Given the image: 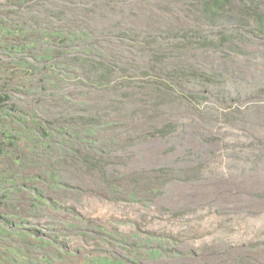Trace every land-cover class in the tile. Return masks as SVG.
I'll list each match as a JSON object with an SVG mask.
<instances>
[{
	"label": "rangeland",
	"instance_id": "374dc122",
	"mask_svg": "<svg viewBox=\"0 0 264 264\" xmlns=\"http://www.w3.org/2000/svg\"><path fill=\"white\" fill-rule=\"evenodd\" d=\"M200 1L0 0V25L11 30L32 7L52 6L79 9L68 24L83 27L65 31L66 49L40 44L28 54L16 46L32 36L0 32V95L10 98L0 112V177L23 188L10 203L0 196V213L20 210L14 221L58 236L69 252L13 236L0 245L13 264H264V30L254 19L240 27L248 0H235L220 21ZM253 2L264 13V0ZM49 48L66 74L33 60ZM167 85L173 91L160 94ZM120 102L124 110L108 111ZM98 113L111 123L97 144L108 153L103 172L28 135L76 118L82 127ZM8 135L19 138L13 148ZM59 175L69 192L51 179Z\"/></svg>",
	"mask_w": 264,
	"mask_h": 264
},
{
	"label": "trees",
	"instance_id": "16d2710c",
	"mask_svg": "<svg viewBox=\"0 0 264 264\" xmlns=\"http://www.w3.org/2000/svg\"><path fill=\"white\" fill-rule=\"evenodd\" d=\"M24 1L25 0H17L19 4L24 3ZM234 1L235 0H201L200 1V4L202 6L201 12L202 14L207 16L208 19L211 21L212 20L220 21L225 18V15L229 12L230 7L233 5ZM48 3L50 5H54L52 2H48ZM246 3H250V5ZM246 3H244V9H241L242 11L240 12L249 19H247L246 17L241 18L240 27L242 26L243 28H251L250 27L251 19H254L257 25L259 26L258 30L261 33V31L264 30V13H262L259 10L258 5L254 4L253 0H248ZM68 4L74 5L75 3H68ZM36 5L37 3H35V5L33 6H36ZM40 6L42 5H39V7ZM75 10H79V9L76 8V9L71 10L68 7H66L62 11L61 10L56 11L54 6L47 7L45 9H34V7H32L31 10H29L30 12L29 17H28L29 19L28 21H26V23H21V25L17 26L16 28H13L12 30H11V27H7L6 24H1L0 32H3L4 35L6 36L11 34L12 39L15 36L17 37L25 36V35H28L30 37L32 36L34 40L32 41L31 45L30 44L27 45V42L29 41L28 40L23 45L16 46L18 54H23V53L28 54V51L30 50V48L34 51L35 50L37 51V47L40 44H45L48 47H53L54 45L57 44V42L58 44L60 43L59 44L60 48L66 49L68 47L66 45L68 42L66 41V39L63 40L61 38L63 35H65V31H69L67 33L71 34V32L78 30V28H83L81 24L77 26H72L68 24L70 23L69 22L70 20L68 19V15L71 11H75ZM117 10H118L117 8L116 9L113 8V10L111 11L117 12ZM170 11H173V9ZM42 13L46 15L45 18L40 17V14ZM84 13H86L87 15H89L88 13L95 14L94 11L89 12L88 9H86ZM51 19H53L54 21L57 20L59 24L65 23V25L55 28L53 26L54 21H52ZM30 25L32 26L30 27ZM38 31H41L42 34L39 37H36V35H38L37 33ZM230 37H231L230 40H232L233 36H230ZM37 38H39V40ZM46 41H49V42L46 43ZM46 52L47 53L43 52L42 55H34L32 57L33 60L34 59L38 60L39 65L44 66L45 70L51 71L52 73L57 72L59 70V73L64 72L66 74V71H65L66 68L64 67L65 65L63 63L53 62L54 61L53 58L50 57V53L52 52L51 49L49 48ZM31 67L35 71H37V68L39 66L31 65ZM61 67H63V70L61 69ZM93 70L99 71L100 68L95 65ZM101 80L97 81L96 83H93L98 89L101 87V84H100V82L102 83ZM52 82H49V83H52ZM109 84L111 83L109 82ZM173 89L174 88L171 85H167L166 87H161V89L158 91L160 94L166 95L167 93H169L168 91H173ZM125 97L127 98V95H125ZM9 100H10L9 96L5 94L0 95V112H3V110L6 107L5 105ZM154 108L155 110L156 109L158 110L161 108V106L155 104ZM122 110H124V104L122 102L112 104L108 108V111L113 112V113L114 112L120 113ZM18 112H21V111H18ZM5 115L6 113L2 114L1 116L3 117ZM133 116H136V112L133 113ZM76 119L72 120L68 124H63L55 129H49V130L39 125L37 123L38 121H35L34 122L35 125L38 124L39 126L35 127V129L32 128L28 132V135L37 137L38 134H41L42 137L40 138V140L48 139L49 142L52 141L56 143V147L61 152V155L59 157H61L65 153L66 154L75 153L74 156L77 155L78 157H80L83 163H85V165L88 166L90 170H93V171L95 170L97 172L98 171L103 172L105 168L102 163L103 159L101 158L103 157L105 158V156L108 153L105 154V151L98 149L97 144L101 140V134L105 131V129H107L108 126H110L111 124L110 121H108L107 119H103L101 115L98 113L95 117H91L86 122H83V125L81 127L78 125V121ZM119 120L121 122L122 119L119 118ZM19 121L21 124H24L23 119H19ZM25 125L26 123L24 124L22 130L27 129L25 128ZM172 128H173V124L163 126L160 130L161 133L160 132L159 133L161 135L165 134L168 132L169 129H172ZM37 129L39 131H37ZM7 137L9 138V141H8L9 146H12V148L13 146H16V141L19 140V138H17V135L13 136V138L9 137V135ZM11 138H12V141H11ZM5 149L7 151V146L0 145V158L1 156H4ZM80 149H83L84 151H81ZM94 150L97 152H95ZM87 152L96 153V156L90 157L89 155H87ZM83 154H85V156ZM2 175L3 176L0 177L1 202L10 203L11 197L13 195H17L23 192V188L16 186L15 181L6 178L4 174ZM51 179L58 183L60 190L69 192L67 190H69L70 187L68 186V184L64 182L63 178L60 175L59 177L56 176L55 178H51ZM31 190L35 192L36 195L38 196L36 197V201L39 203H44V201L41 200L42 193H40V191L37 190L35 187H32ZM1 206L2 205L0 204V207ZM18 212H20V210L17 211L16 213ZM16 213L15 214L0 213V217L2 219L4 218L3 224L1 225L2 228L0 227V245L2 244L6 245L5 241H7L8 238H14L13 236L21 239L24 242L26 241V239H31L33 236L34 238L38 239L37 242L40 244V246L43 249L48 248V250L51 253H53L50 249L54 248L57 251V253L63 257L69 255L66 244L60 242V238L58 236L46 237L42 233L36 230L26 231L24 229L23 221L21 222L14 221V219L12 218V217H15V219H17V217L20 214L18 215ZM12 256L13 254L9 250L0 253V264H13L14 261L12 259ZM100 260L101 259H99V261Z\"/></svg>",
	"mask_w": 264,
	"mask_h": 264
}]
</instances>
